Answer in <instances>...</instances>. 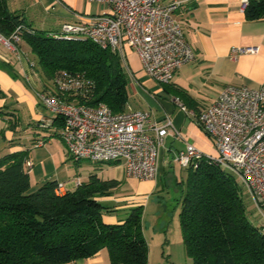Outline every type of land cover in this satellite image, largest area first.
Returning <instances> with one entry per match:
<instances>
[{
    "label": "trees",
    "instance_id": "1",
    "mask_svg": "<svg viewBox=\"0 0 264 264\" xmlns=\"http://www.w3.org/2000/svg\"><path fill=\"white\" fill-rule=\"evenodd\" d=\"M244 11L249 19L264 15V0H248ZM18 25L23 26L20 46L45 81L61 71L81 74L90 84L83 88L85 96H75L77 103H105L114 112L129 106V77L117 54L88 39L53 37L49 33L55 31L32 28L23 13L0 0V34L9 36ZM54 123L61 126V118ZM26 158V150L0 156V264H61L102 248L112 264L148 263L142 204L125 208L118 222L102 220L115 209L99 198L111 195L120 181L90 173L63 193L55 180L31 190ZM184 169L186 178L178 182L179 225L191 264H264V226L249 218L234 174L205 160Z\"/></svg>",
    "mask_w": 264,
    "mask_h": 264
},
{
    "label": "built area",
    "instance_id": "2",
    "mask_svg": "<svg viewBox=\"0 0 264 264\" xmlns=\"http://www.w3.org/2000/svg\"><path fill=\"white\" fill-rule=\"evenodd\" d=\"M109 7L78 22L62 23L50 32L53 37L88 39L117 54L127 68L126 48L139 58L144 73L159 84L171 82L175 72L195 59L183 27L175 16L181 0H96ZM248 0H240L245 7ZM21 27L9 36L0 34V44L28 65L26 80L37 88L35 62L24 55L20 46ZM26 29V28H25ZM29 32H32L30 29ZM242 53L253 48L232 47ZM35 83V84H34ZM90 84L81 74L60 72L35 90L39 102L52 114L39 125L52 126L58 116L62 125L57 133L71 160L94 163L121 161L127 177L148 180L155 176L158 148L164 136L179 135L171 118L151 117L150 110L129 106L112 111L105 103H77ZM72 97V100H68ZM182 108H185L181 105ZM193 113L195 120L213 139L216 154H208L187 143L172 161L182 168L196 169L202 160L237 175L260 211L264 210V86L227 84L207 107ZM26 159V167L31 166ZM62 184L58 182V191Z\"/></svg>",
    "mask_w": 264,
    "mask_h": 264
},
{
    "label": "crops",
    "instance_id": "3",
    "mask_svg": "<svg viewBox=\"0 0 264 264\" xmlns=\"http://www.w3.org/2000/svg\"><path fill=\"white\" fill-rule=\"evenodd\" d=\"M6 1L11 11L25 15L32 28L46 31H57L62 23L82 21L110 10L105 3L96 0ZM181 1L175 16L194 49L195 59L183 64L170 83L159 84L149 78L142 70L135 52L129 47L125 50L127 68L123 67V70L129 77V107L150 110L153 119L160 120L166 116L171 118L174 128L183 136L179 139L168 134L159 145L155 176L145 180L155 193L163 190L164 177L171 176V172L166 169L171 166L173 149H184L185 144L191 143L205 153L216 154L213 139L197 124L194 114L189 112H199L207 107L227 84L251 88L264 86V15L254 19L247 18L240 0ZM54 20L57 22L55 29L46 27ZM34 23L41 28L35 27ZM233 46L251 47L253 51L235 54L231 51ZM22 50L24 55H28L24 46ZM27 67L22 56H16L0 44V156L19 150L27 151L26 159L32 163L30 167H25L31 190L49 180L60 182L62 193L73 190L77 181L83 180L80 176H75L72 163L76 162L70 159L60 137L57 136L59 142L52 135L60 125H39L52 114L37 99L34 85L26 80ZM39 77L42 75L39 74ZM54 127L56 130H53ZM176 143L177 147L174 146ZM83 161L87 163L84 164L87 176L95 173L102 179H116L121 183L126 179H134L126 176L121 161L94 163L81 160L76 164ZM112 168L116 169L113 175L110 173ZM106 197L108 196L99 199ZM134 204L141 202L129 197L126 202L117 205L121 208L122 215L116 212L104 213L102 220L106 223L118 222L124 219L125 208ZM254 216L257 218L256 223L264 226V210H258ZM252 221L255 222L254 219ZM142 230L148 245L149 261L151 240L156 238L158 243L162 235L159 229L148 237L143 221ZM61 264L112 263L106 248H102L94 255Z\"/></svg>",
    "mask_w": 264,
    "mask_h": 264
},
{
    "label": "rangeland",
    "instance_id": "4",
    "mask_svg": "<svg viewBox=\"0 0 264 264\" xmlns=\"http://www.w3.org/2000/svg\"><path fill=\"white\" fill-rule=\"evenodd\" d=\"M56 23V20H54L48 23L49 26L46 27L55 29V27H57ZM34 26L41 28L36 23H34ZM57 28L59 30L60 27ZM39 74L38 78L41 81L35 82L37 84V88H34V91L43 87L46 82L43 77H39ZM53 130H56L55 127ZM176 138L181 139L183 136L179 132V135L176 136ZM54 139L60 142L57 136H54ZM174 146L177 147L178 143H176ZM180 150L182 149H173L171 151V166L166 169V171L171 172V176L168 177L165 174L166 176L163 179L164 188L162 191L157 193L152 192L150 190V185L147 184V181L145 180H137L135 178L126 179L124 182L120 183L119 186L113 189L111 195L102 200V203L105 206L115 209L113 212H116L118 215H122L123 212H121V208H118L117 205L126 202V199L129 197L132 199L136 198L141 202L143 207L142 221L147 227L148 237H150L153 232L160 229L162 237L158 243H156V238H152V240L150 238L152 242L151 257L147 264H191V259L184 253V246L182 243L179 225L178 203V198L181 193V184L178 182L186 178L187 172L186 169H183L176 161H172V159L177 156ZM85 162L86 161H83L80 164L72 163L75 176H80L83 181L87 178L88 173L86 170L87 168L84 165L87 164ZM115 172V168L110 170L111 175L115 174ZM234 176L236 182L240 187H242V200L244 202L246 212L248 213L249 217H251L250 219H254L256 222L257 218L254 216V213L258 212L259 209L248 191L242 186L240 177L237 175Z\"/></svg>",
    "mask_w": 264,
    "mask_h": 264
}]
</instances>
